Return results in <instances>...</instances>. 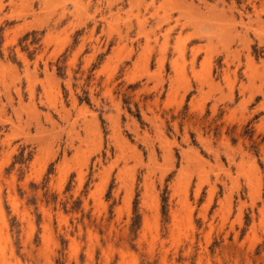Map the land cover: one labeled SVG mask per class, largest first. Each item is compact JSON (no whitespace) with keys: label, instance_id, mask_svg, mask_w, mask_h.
<instances>
[{"label":"rangeland","instance_id":"374dc122","mask_svg":"<svg viewBox=\"0 0 264 264\" xmlns=\"http://www.w3.org/2000/svg\"><path fill=\"white\" fill-rule=\"evenodd\" d=\"M0 264H264V0H0Z\"/></svg>","mask_w":264,"mask_h":264}]
</instances>
